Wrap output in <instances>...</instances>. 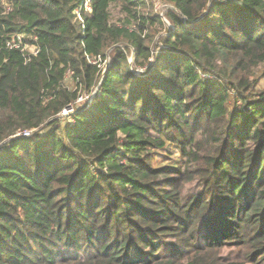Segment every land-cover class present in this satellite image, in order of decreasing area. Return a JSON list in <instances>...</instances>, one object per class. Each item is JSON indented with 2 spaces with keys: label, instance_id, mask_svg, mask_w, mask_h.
I'll return each mask as SVG.
<instances>
[{
  "label": "trees",
  "instance_id": "16d2710c",
  "mask_svg": "<svg viewBox=\"0 0 264 264\" xmlns=\"http://www.w3.org/2000/svg\"><path fill=\"white\" fill-rule=\"evenodd\" d=\"M85 1L0 0V264H264V0Z\"/></svg>",
  "mask_w": 264,
  "mask_h": 264
},
{
  "label": "rangeland",
  "instance_id": "374dc122",
  "mask_svg": "<svg viewBox=\"0 0 264 264\" xmlns=\"http://www.w3.org/2000/svg\"><path fill=\"white\" fill-rule=\"evenodd\" d=\"M113 14H114V18H116L118 16L117 10H114ZM28 47L30 48L31 51H35L34 47H32L30 45ZM133 61H134V56L132 55L130 57V62L133 63ZM109 65H110V57H108L107 60H106V63H105L106 69H107V67H109ZM142 70L143 69L134 70V72L136 74H139V73L142 72ZM71 74H72V72L70 71L68 76L71 75ZM256 75H257V77H258V75H260L259 76L260 77L259 78V82L256 85V90L264 91V69L263 68H260V69L257 68L256 69ZM101 81H102V79L100 80V82ZM95 92H96V90L94 92H92V93L83 92L84 96H83V99H81L82 101H81V103H79V105L82 104V103H85L86 101L91 103L93 98H94V96H95ZM78 102H80V101H78ZM76 107L77 106H75V108L72 107V108H69V110H66L65 111V113H67L66 115H68L69 113L75 111ZM169 161L170 162H177L178 164L181 163L182 158H181L179 150L177 148L168 147L164 151L156 153V155H155V163L156 164L167 163ZM239 248H240V246L236 247V248H234V247L223 248V250L221 252V255H223V257L225 258L224 263L230 262L232 258H235V257H237L239 255L242 256L244 254V251L238 250Z\"/></svg>",
  "mask_w": 264,
  "mask_h": 264
},
{
  "label": "built area",
  "instance_id": "2783aa9c",
  "mask_svg": "<svg viewBox=\"0 0 264 264\" xmlns=\"http://www.w3.org/2000/svg\"><path fill=\"white\" fill-rule=\"evenodd\" d=\"M90 1L91 0H86L85 2H86V8H87V10L89 11V12H91L92 11V9H91V6H90ZM77 14H78V16H79V18H81L82 19V16L80 15V12L79 11H77ZM23 38V35L22 36H19V40H21ZM33 47V46H32ZM29 50H30V48L29 47H27ZM34 49H35V51H36V48L34 47ZM31 51V50H30ZM35 51H31V52H35ZM81 99H83V97H80V99H79V101H81ZM19 135L20 134H22V135H24V136H29L30 134H31V130H24V131H22V132H20V133H18Z\"/></svg>",
  "mask_w": 264,
  "mask_h": 264
}]
</instances>
